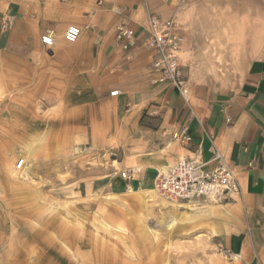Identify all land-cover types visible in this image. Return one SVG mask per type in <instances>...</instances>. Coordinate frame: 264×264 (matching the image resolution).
I'll return each instance as SVG.
<instances>
[{
    "label": "crops",
    "instance_id": "crops-1",
    "mask_svg": "<svg viewBox=\"0 0 264 264\" xmlns=\"http://www.w3.org/2000/svg\"><path fill=\"white\" fill-rule=\"evenodd\" d=\"M186 1L196 0H0V92H35L69 115L73 122L59 119V130L72 124L80 141L99 142L100 151L114 157L113 174L103 181L116 194L129 187L136 188L135 195L154 193L158 172L184 157L214 170L219 151L234 170L241 195L207 209L219 214L215 235L224 250L240 258L256 253L264 261V54L249 64L237 88L188 81L189 104L175 87L156 84L147 47L150 14L173 18ZM121 23L136 33L128 50L116 39ZM71 25L83 29L74 44L64 38ZM47 30L55 32L51 49L41 42ZM183 128L190 142L174 138ZM135 167L141 172L133 181L121 177ZM178 206L185 214L195 210Z\"/></svg>",
    "mask_w": 264,
    "mask_h": 264
},
{
    "label": "rangeland",
    "instance_id": "rangeland-1",
    "mask_svg": "<svg viewBox=\"0 0 264 264\" xmlns=\"http://www.w3.org/2000/svg\"><path fill=\"white\" fill-rule=\"evenodd\" d=\"M174 14L190 84L237 88L264 54V0L186 1ZM68 116L38 93L0 92V264H264L256 253L225 256L219 214L207 211L223 204L185 214L155 190L107 189L114 157L72 124L59 130Z\"/></svg>",
    "mask_w": 264,
    "mask_h": 264
},
{
    "label": "built area",
    "instance_id": "built-area-1",
    "mask_svg": "<svg viewBox=\"0 0 264 264\" xmlns=\"http://www.w3.org/2000/svg\"><path fill=\"white\" fill-rule=\"evenodd\" d=\"M118 14L127 12L126 8H115ZM13 18H11L12 20ZM9 20L3 24L8 27ZM83 29L76 25L67 28L64 38L69 44L79 41ZM149 38L147 47L153 52L152 67L158 74L156 84L175 87L186 103L191 101L188 80L181 64L180 53L185 44V36L180 32L174 18L163 19L155 13L150 14ZM136 33L127 24L121 23L117 27L116 39L124 50L136 44ZM46 48L55 45V32L47 30L41 37ZM118 92H112L115 96ZM175 139L190 142L192 139L187 128H183L174 135ZM218 165L214 170L206 168V164L198 159L184 157L175 165L159 171L155 179V191L161 196L176 203L198 206L206 202L225 204L232 201L234 196L241 195V188L234 170L227 164L219 151L215 155ZM23 161L18 164L21 168ZM141 171L136 169L121 172V177L133 181ZM226 257H233L231 252L223 251Z\"/></svg>",
    "mask_w": 264,
    "mask_h": 264
},
{
    "label": "bare ground",
    "instance_id": "bare-ground-1",
    "mask_svg": "<svg viewBox=\"0 0 264 264\" xmlns=\"http://www.w3.org/2000/svg\"><path fill=\"white\" fill-rule=\"evenodd\" d=\"M243 21V20H242ZM244 25V24H243ZM24 163V161H23ZM134 169H136V171H139L140 170V167H135ZM137 177V175H136ZM127 192L129 193H133V192H136V188L135 187H129V189H127ZM158 193V192H157ZM189 205V204H188ZM169 224V228L173 229L175 227V223L174 222H171V223H168ZM236 256V255H235Z\"/></svg>",
    "mask_w": 264,
    "mask_h": 264
}]
</instances>
